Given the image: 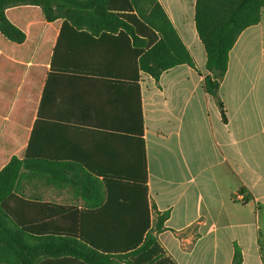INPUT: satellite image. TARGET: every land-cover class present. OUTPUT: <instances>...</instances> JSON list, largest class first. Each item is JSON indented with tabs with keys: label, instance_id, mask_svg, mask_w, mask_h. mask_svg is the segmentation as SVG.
I'll use <instances>...</instances> for the list:
<instances>
[{
	"label": "crops",
	"instance_id": "crops-1",
	"mask_svg": "<svg viewBox=\"0 0 264 264\" xmlns=\"http://www.w3.org/2000/svg\"><path fill=\"white\" fill-rule=\"evenodd\" d=\"M159 1L197 69L178 65L158 80L143 72L137 80L121 39L81 40L70 52L80 68L48 70L43 101L40 94L33 103L34 151L48 164L34 166L17 195L74 209L50 217L66 230L88 218L107 232L113 215L97 213L108 200L106 177L118 183L113 171H141L139 96L151 227L168 214L155 234L167 256L176 264H232L238 245L243 264H264V10L231 50L216 99L204 90L209 72L195 0ZM120 181L117 197L136 201L139 192L143 202L138 184Z\"/></svg>",
	"mask_w": 264,
	"mask_h": 264
},
{
	"label": "trees",
	"instance_id": "trees-1",
	"mask_svg": "<svg viewBox=\"0 0 264 264\" xmlns=\"http://www.w3.org/2000/svg\"><path fill=\"white\" fill-rule=\"evenodd\" d=\"M263 10L264 0H195V26L209 72L203 81L207 94L219 99L215 81H222L231 50L244 30L261 21ZM115 37L130 48L137 80L140 72L158 80L178 65L197 69L159 0H0V264H176L155 235L168 214L151 227L139 96L141 171L136 177L113 171L111 178H118V183L106 177L108 200L97 213L113 215L104 221L107 232L96 230L98 221L88 218H79L75 231L66 230L50 217L54 211L74 209L17 195L18 185L31 177L33 167L41 161L48 164V157L35 154L32 131V107L40 94L43 101L45 74L79 69L70 52L81 40ZM218 103L225 118L223 104ZM120 180L131 182L132 188L138 184L143 202L139 192L136 201L117 197ZM124 213L130 217L123 218ZM232 264H243L238 245Z\"/></svg>",
	"mask_w": 264,
	"mask_h": 264
},
{
	"label": "rangeland",
	"instance_id": "rangeland-1",
	"mask_svg": "<svg viewBox=\"0 0 264 264\" xmlns=\"http://www.w3.org/2000/svg\"><path fill=\"white\" fill-rule=\"evenodd\" d=\"M179 3H180V0H173L174 5L179 4Z\"/></svg>",
	"mask_w": 264,
	"mask_h": 264
},
{
	"label": "water",
	"instance_id": "water-1",
	"mask_svg": "<svg viewBox=\"0 0 264 264\" xmlns=\"http://www.w3.org/2000/svg\"><path fill=\"white\" fill-rule=\"evenodd\" d=\"M216 86H218V81H215Z\"/></svg>",
	"mask_w": 264,
	"mask_h": 264
}]
</instances>
